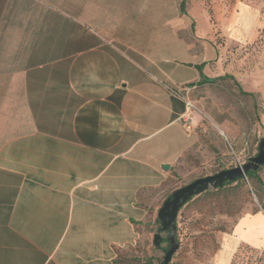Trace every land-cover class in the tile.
Returning <instances> with one entry per match:
<instances>
[{
    "label": "crops",
    "instance_id": "crops-1",
    "mask_svg": "<svg viewBox=\"0 0 264 264\" xmlns=\"http://www.w3.org/2000/svg\"><path fill=\"white\" fill-rule=\"evenodd\" d=\"M183 1L0 0V264H124L201 122L242 142ZM233 233L264 248V214Z\"/></svg>",
    "mask_w": 264,
    "mask_h": 264
},
{
    "label": "rangeland",
    "instance_id": "rangeland-1",
    "mask_svg": "<svg viewBox=\"0 0 264 264\" xmlns=\"http://www.w3.org/2000/svg\"><path fill=\"white\" fill-rule=\"evenodd\" d=\"M187 3V11L200 29L197 32L210 39L222 59L225 75L235 79L226 76L219 86L215 84L213 91L224 92L232 109L238 100L240 114L245 118V135L242 142H227L219 129L207 120L201 122L196 128L197 145L182 161L180 174L162 191L158 210L177 189L248 162L258 154V145L264 138V0H188ZM181 21L188 20L182 17ZM241 89L253 96L243 94ZM260 176L264 181V166ZM208 191L180 210L177 218L180 249L171 264H264V248L236 246V240H231L241 218L256 212L264 214V189L257 181L250 182L247 178L221 192ZM156 217L157 213L151 214L142 241L119 254L124 264L162 262L165 255L162 247L167 248V243L160 248L154 245V236L161 227ZM162 237L167 238L168 233Z\"/></svg>",
    "mask_w": 264,
    "mask_h": 264
},
{
    "label": "water",
    "instance_id": "water-1",
    "mask_svg": "<svg viewBox=\"0 0 264 264\" xmlns=\"http://www.w3.org/2000/svg\"><path fill=\"white\" fill-rule=\"evenodd\" d=\"M262 166H264V138L261 139L258 145V154L251 157L248 162L239 164L234 168L224 169L213 175L199 178L174 191L158 211V220L160 221L161 227L160 231L154 236V245L156 248L162 246L163 233H168L167 239L170 244L160 264H171L174 255L180 249V243L177 241L176 221L181 208L191 198L199 196L210 189L222 188L227 182L247 179L249 172L257 171ZM168 168V166H165V169Z\"/></svg>",
    "mask_w": 264,
    "mask_h": 264
},
{
    "label": "trees",
    "instance_id": "trees-1",
    "mask_svg": "<svg viewBox=\"0 0 264 264\" xmlns=\"http://www.w3.org/2000/svg\"><path fill=\"white\" fill-rule=\"evenodd\" d=\"M187 0H184L183 2H182V10L183 11H185V2H186ZM228 76V78H231V79H233V80H235L233 77H231V76H229V75H227ZM214 82V80L213 79H208V78H206V77H204L203 78V80H202V83H213ZM238 84V83H237ZM238 87L240 88V85L238 84ZM241 92L243 93V94H247V95H250V96H253V94H251V93H247V92H245V91H243L242 89H241ZM255 108H257V104L255 103ZM261 169H262V167H260L257 171H251V172H249L248 173V175H247V178H248V180L251 182L252 180H255V181H257L258 182V184L260 185V187H261V189H264V181H263V179L261 178V176H260V171H261ZM242 180H244V179H241V180H238V181H236V182H227V183H225V185L222 187V188H217V189H215V191H217V192H221V191H223L225 188H227L228 186H231V185H233V184H236V183H239V182H241ZM209 191H206V192H204V193H208ZM254 193L257 195V191H256V189L254 188ZM195 197H193V198H191L190 200H189V202H191L193 199H194ZM183 208V207H182ZM181 208V209H182ZM262 208L264 209V206L262 205ZM158 221V223L160 224V221L159 220H157ZM176 223H177V221H176ZM177 231H178V224H177ZM168 238V237H167ZM167 238H163V241H162V245L166 242L167 243V248H163L162 246V249L166 252L167 250H168V248H169V242H168V239ZM177 241H178V239H177ZM264 251V250H263Z\"/></svg>",
    "mask_w": 264,
    "mask_h": 264
},
{
    "label": "built area",
    "instance_id": "built-area-1",
    "mask_svg": "<svg viewBox=\"0 0 264 264\" xmlns=\"http://www.w3.org/2000/svg\"><path fill=\"white\" fill-rule=\"evenodd\" d=\"M195 112V106L191 101L186 102V111L182 115V124L185 129L191 130L193 128V116Z\"/></svg>",
    "mask_w": 264,
    "mask_h": 264
}]
</instances>
